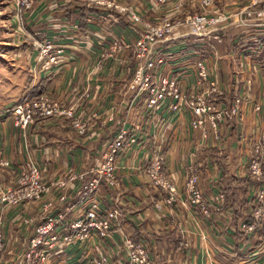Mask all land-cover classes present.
Returning a JSON list of instances; mask_svg holds the SVG:
<instances>
[{
    "label": "crops",
    "instance_id": "crops-1",
    "mask_svg": "<svg viewBox=\"0 0 264 264\" xmlns=\"http://www.w3.org/2000/svg\"><path fill=\"white\" fill-rule=\"evenodd\" d=\"M43 7L44 5L39 3L34 13L36 10L42 11ZM138 8L142 13L146 11L143 3L139 4ZM54 10L55 16L48 19L46 17L49 13L24 15L23 27L31 39L29 42H32L31 46H28L33 52L29 64L32 67L38 53L37 48L35 50L33 47V42L35 40L41 42L50 37H56L59 44L66 45V55L63 57L65 61L58 70L40 72L34 76L28 72V89L25 92L28 97H36L46 92L56 98L63 96L67 100L72 96L71 88L77 97L82 94L88 81L92 91L89 98L82 99L83 106L87 111L112 107L115 111V120L106 128L98 129L97 138L77 137L74 141L62 142L60 147L55 142H52V145L47 144L51 147H43L45 142L40 141L32 144L30 138H38L40 132L45 131L43 128H47L48 132L53 129L54 126L50 125L52 123H46L48 127L41 125L39 129L31 128L30 144L27 142L28 146L24 149L19 132L11 126L10 115L2 109L6 105H0V143L4 155L16 165L18 163L22 165L25 159L32 157L38 164H46L50 173L66 170L80 172L85 169L87 165L85 162L90 166L97 163L100 145L110 141L121 127H127L128 124L136 135L137 144L132 152L124 150L117 158L120 184L118 192L103 188L101 196L105 205L113 203L117 195L121 197L122 217L119 228L133 239H143L148 243L153 264H256L260 256L255 257L254 253L257 246L264 242L263 229L259 227L258 234L249 239L244 246L243 235L238 231V226L249 213L248 196H245L244 190L241 191L243 186L239 185L240 181L248 180L247 172L241 166L245 156L249 154V145L246 141L250 134L264 131L262 130L264 125L252 109L254 102L260 100V77L256 72L253 74L254 78H251V73L246 75L248 81L244 74L238 79L235 70L240 69L238 66L240 63H245L246 67H243L248 68L249 57L257 47L253 43L260 44L258 45L262 47L260 52L264 54V29L243 31L231 29L230 36L235 40L233 42L242 48L235 51L225 50L230 51L227 55L223 52L226 55L223 72L216 69L219 65L214 71L217 75L218 88L223 93L221 96L213 95V98L219 107H226L238 95L242 96L244 99L240 108L242 125L238 123L239 117L230 120L223 128L220 143L214 145L209 137L204 140L198 132L190 129L191 115L188 112L173 116L167 110L149 113L143 104L145 95L127 93V79L123 78L122 74L115 75L105 67L98 77L92 78L87 75V68H90L94 59L98 57L100 50L108 48L107 42L112 36L126 35L128 40L132 38L127 23L116 15L109 19L110 23L102 24L97 18L100 13L98 8L78 3L60 5ZM20 20H23L22 16ZM92 32L99 35L92 37L93 41L96 40L93 47L86 43L89 50L84 49L83 44L77 45V48L70 47L71 36L90 35ZM98 41H101L100 45H97ZM183 41L185 40L170 41L163 46V50L160 47L158 49L159 55L163 56V53L168 51L174 55V60L166 61L164 64L163 75L173 70L187 74L181 81L184 89L189 91L195 83V71L186 68L187 62L184 60L188 58L184 55L188 56L193 52L187 49L174 51L177 47L175 43ZM243 43L250 45H242ZM237 54L238 63H235L233 56ZM45 138L48 143L51 142L48 140L49 137ZM158 150L165 158L164 172L167 176L175 178L179 190L186 177L187 165L195 163L200 171V188L205 199L209 200L216 192L224 191L225 202L218 210L212 212L211 219L204 220L201 217L197 219L201 231L207 236L206 241L200 239L195 227L196 222L191 219L193 216L190 215L188 208H183L177 203L163 208L162 211L154 209L153 204L161 199V194L149 186L144 170L149 158ZM15 214L17 213L10 210L5 211L4 218L8 224L6 236L9 241V253L5 258H10L17 246L15 241L19 235L15 230L17 227ZM181 224L189 231L186 237L179 231ZM184 241L188 242V246L179 249L180 243ZM51 264H84V261L78 255Z\"/></svg>",
    "mask_w": 264,
    "mask_h": 264
},
{
    "label": "built area",
    "instance_id": "built-area-1",
    "mask_svg": "<svg viewBox=\"0 0 264 264\" xmlns=\"http://www.w3.org/2000/svg\"><path fill=\"white\" fill-rule=\"evenodd\" d=\"M12 1L16 6H29L35 0ZM91 1L95 2L97 6L100 5L98 6L100 13L97 18L102 24H105L108 19H112V17L107 19L108 11L112 8L125 11L124 8L107 0ZM155 1L163 4L164 0ZM253 5L259 6V9L247 15L258 22L257 28L264 29V0H254ZM118 13L121 12H116L117 16ZM132 20L130 19L131 24H141L147 29L141 31L140 40L143 39V43H150L143 46L138 44V47H141L140 53L145 54V61L144 64L140 65L137 79L135 78L131 84V88L137 91L138 95L144 93L146 110L149 113L167 110L172 116L188 112L191 115L190 129L198 132L204 140L209 137L214 145H218L221 141L223 128L230 120L238 118L243 97L238 95L226 107L218 106L213 95L221 96L223 92L218 88L216 75L209 68L207 60L196 63L195 83L189 91L184 89L182 78L170 74L163 76L157 74L153 80L152 68L154 65L163 64V56L156 57L155 48L153 52L152 48L154 43H158L159 40L157 39H160L163 33H160L159 30L150 31L151 25L142 22L135 15L132 16ZM195 20L197 31L186 34V36L165 38L163 44H167L171 40L189 37L201 39L207 37L218 40V36H215V30L209 27L210 24L204 23L206 20L204 17H196ZM92 37V34L74 36L71 37V44H91ZM99 39L102 40V38ZM113 42V49L121 48L119 41ZM100 43L101 41L97 42L98 45ZM106 49L100 50L99 58L101 61L105 59ZM37 51L39 55L36 61L41 66L38 73L58 70L65 61L63 57L66 55V45L59 44L56 37L46 38L37 46ZM262 74L260 100L254 102L252 109L254 113L262 114L264 119V73ZM49 107L51 106L47 101L44 102L41 96L36 99L21 101L5 112L10 115L15 126H20L23 129L28 124L33 123L36 116V119L44 116L42 110L47 111ZM69 113L71 115V112ZM51 115H53L52 112H48L47 116ZM250 139L252 140L253 152L245 156V166L248 177L258 182L264 176V132L261 141L258 137ZM246 142L248 143V140ZM106 143L101 153L103 165L94 167L93 172L88 175L83 174L81 181L84 184L75 197L63 196L57 205L48 203L47 211L36 222L24 216H17L16 219H20L15 222L18 223L17 229L31 228L26 233L19 232L18 235H22L21 238H24V243L14 250L10 258H5L7 236L4 229L7 222H5L2 214L6 207H17L23 202L38 199L40 195L49 192L53 182L42 183L39 167L29 162L26 164L25 170L23 167L20 170L21 175L26 176L25 180L22 176V179L19 178L16 181V186L0 191V264H51L57 260H69L71 256L78 255L84 264H153L148 243L143 239H133L119 228L122 215L118 202L113 201V203L105 205L101 198L104 183L111 187L114 186L115 162L125 149L137 144L136 135L130 126L121 127L114 138ZM248 156L249 159L246 160ZM164 162L165 158L158 150L149 158L144 170L149 186L161 194V199L154 204V209L162 211L163 208H168L177 203L183 208H188L190 215L193 216L191 219L196 222L195 227L200 239L206 241L207 236L201 231L200 222L197 219L198 217L204 220L211 219L212 212L218 210L225 202L224 191L216 192L209 200L205 199L199 187L200 171L195 163H190L186 168L187 178L183 184L182 193L177 184L164 172ZM5 167H9V163L0 159V170ZM248 205L251 215L249 214V219L246 217L238 226V231L243 235L244 246L249 240L248 234L252 230L255 231L256 224L264 219V189L262 187L256 193L255 199L249 200ZM179 231L183 237L189 234V231L182 224L179 225ZM92 241L95 243L93 244ZM263 243L257 246L258 248L254 253L255 257H262L264 254ZM187 246V241L181 242L179 249Z\"/></svg>",
    "mask_w": 264,
    "mask_h": 264
},
{
    "label": "rangeland",
    "instance_id": "rangeland-1",
    "mask_svg": "<svg viewBox=\"0 0 264 264\" xmlns=\"http://www.w3.org/2000/svg\"><path fill=\"white\" fill-rule=\"evenodd\" d=\"M110 2L115 3L116 5L122 7L125 9L124 12L120 10H116L112 8V10L108 11V17H114L116 16V12L118 13L117 18H121L125 23L128 24L130 27L128 31L132 33V38L128 40V37L126 35L123 36H112L111 39L107 42L108 48L106 51V56L104 61H101L98 57L94 59L92 62V65H90V68H87V75L89 77H98V75L104 71L105 67H108L109 70L115 74L120 75L122 74L123 78L127 79V85H126V91L127 93H134L135 95H138L137 91H134L131 88V84L134 82L135 78L137 77V72L140 71V65L144 64V56L145 54L140 53V48L138 47V44L143 46L149 42L143 43V39L140 40V35L142 36L141 31L147 30L143 27L141 24L133 25L132 22V16L135 15L138 18L141 19L144 23H149L151 25L150 31L154 32L156 30H159L160 33H163V36L159 40L157 44H153V49L155 48V56H162L159 55V47L161 50H163L164 39L169 37H178V36H186V34H190L191 32L197 31V24H196V17H204L206 20L204 23L210 24L209 27H212L216 35L218 36V40H213L212 38L202 37L203 39L199 37H190L187 39H180L185 40L181 43H175L177 47L174 48V51L177 52L181 49H187L192 50L193 53L184 55L188 59L184 60L186 63V68L191 69L195 71V66L198 61L207 60L209 68L213 71V73L216 75V72H214L216 69L221 72H223L224 66H225V57L227 54H230L229 52H226L225 50L232 49L235 51L237 48H242L235 44L234 39L232 40L231 35V29H237L239 31L243 30H251L256 29L258 22L254 20V18L249 17L247 14L251 13L253 11H256L259 9V6L253 5L254 0H164L163 4L160 2H156L155 0H107ZM5 5H3L4 3ZM41 3L44 5V9L42 11L36 10L34 13V9ZM68 3H78V5H86L88 7H96L100 5H95V2L91 0H35L32 4L29 6L25 5H17L12 0H0V105H6L2 107L5 111L11 109L16 104L20 103L24 100H32L39 97H43L44 102L47 101V103L52 107H49L47 111L42 110L44 112V116L36 117L34 118L33 123L28 124L25 128H20V126H15L14 123L11 121V126L17 130L20 135V139L23 141L24 149L27 147V142H29V131L31 128H38L41 125H45V127H48L46 123H52L50 125L54 126L50 132H48L47 128H43L45 130L44 132H40L38 138L32 137L30 138V141L32 144L35 142H45L43 147H51L47 144L52 145V142H55L56 145L59 147L61 146L62 142L74 141L75 138H86V139H93L97 138L99 135V130L102 128H106L110 124H112L115 120V111L112 107H109L107 109L104 108H97V109H91L87 111L85 106H83L82 99L89 98L91 96L92 88H90V82L87 81L85 83L82 94L79 96H75L74 90L71 88V98L64 99L63 96H59L56 98L55 96L44 93L42 95L36 96V97H28L25 90L28 89L27 87V80L29 73L34 76L39 72V68H41L40 63L38 64V61H35V63L30 67V60L32 59V48H29L31 46L32 42H29L31 40L29 36L27 35L24 27V15L31 16L33 13H49V15L46 17V19L50 18L51 16L54 17L55 10L60 5L68 4ZM145 4L146 11L144 13L141 12V10L138 8L139 4ZM39 14V15H41ZM20 16L23 17V20H20ZM130 17V19H129ZM13 20V23H11ZM133 21V20H132ZM131 22V23H130ZM106 23H110L109 19L106 21ZM206 26V28H209ZM131 29V30H130ZM149 30V29H148ZM133 31V32H132ZM93 36L98 37L97 32L91 33ZM125 34V33H123ZM213 35V34H212ZM211 35V36H212ZM239 35V34H238ZM74 37V36H71ZM70 37V38H71ZM46 39V38H45ZM43 39V41L45 40ZM119 41L121 43V48L116 47L113 49V41ZM128 40V42L126 41ZM187 40V41H186ZM41 42H33V47L36 50L37 46L41 44ZM172 41V40H171ZM170 42V41H169ZM240 42V41H239ZM168 43V42H167ZM150 44V43H149ZM234 44V45H233ZM257 45V47L254 50V53L250 55V62L249 65L247 63L248 68H244L245 63H240L238 66L240 69L235 70V76L240 79L241 75H246L251 73V78L253 77V74L257 72L258 76L260 77V89L262 86V79L264 73V54L263 52H260L262 50L261 46L259 47L257 43H253ZM91 47L95 44V41H91ZM98 45V44H97ZM180 45V46H178ZM242 45H250V43L246 44L243 43ZM29 46V47H28ZM77 48L76 44H72V47ZM79 47V46H78ZM82 47L87 50L88 47L86 44L83 43ZM112 47V48H111ZM259 47V48H258ZM259 50H258V49ZM104 50V49H103ZM177 50V51H176ZM223 52L226 53V55L223 54ZM100 53V52H99ZM263 54V55H262ZM39 52L36 54V60L38 58ZM72 55V54H71ZM192 55V56H190ZM183 56V55H182ZM140 57V58H139ZM233 60L235 63H238V54L237 56H233ZM143 58V59H142ZM142 59V60H141ZM174 60V55L171 53V51H168L166 53H163V64L161 65H154L152 68V76L153 80L156 78L157 74L163 76V66L166 63V61H172ZM183 61V62H184ZM219 68H216L218 67ZM244 66V67H243ZM253 66H257L254 68ZM193 68V69H192ZM216 68V69H215ZM29 72V73H28ZM171 76L184 78L187 76V74H181L180 71H172L169 72ZM166 75V74H165ZM195 76V74H194ZM217 77V75H216ZM137 79V78H136ZM217 79V78H216ZM248 81V79H246ZM154 83V82H152ZM218 83V80H217ZM257 85L256 83L254 84ZM218 86V84H217ZM77 91V90H76ZM138 92L139 88H138ZM26 93V94H25ZM140 95H144V93H140ZM146 98V97H145ZM91 100V98H90ZM244 101V99H243ZM144 108L146 109V103L144 102ZM153 111V110H152ZM48 112H52L53 115L47 116ZM71 112V115L70 113ZM239 113V125H242V122H240ZM256 114V116L259 117L260 122H262V125H264V119L262 117V114ZM245 123V122H244ZM243 123V124H244ZM62 126V127H61ZM129 125L127 124V127ZM42 127V126H41ZM264 130V128L262 129ZM224 129L222 130V132ZM264 132V131H263ZM262 132V133H263ZM255 132L253 135L250 134L248 137V145H249V153L253 152L252 149V140L250 138L252 137H258L259 141H261L262 133ZM223 134V133H222ZM42 135V136H41ZM45 137H49L50 143L47 142V139ZM222 137V135H221ZM246 136H243V138ZM52 139H55V141H52ZM60 141V142H58ZM240 142V141H239ZM30 144V142H29ZM64 144V143H63ZM107 143H104L100 145V148L98 150V161L97 163H94L93 165H89L88 163L85 165V169L78 172L73 170H66V171H59L50 173L49 169L47 168V165H41L36 162L32 157H29L23 161V164L21 165L18 163V165L11 162L9 158H7L2 150L1 143H0V159L7 161L9 163V167L2 168L0 170V191L7 189V188H13L17 180L19 178L25 180L26 176L21 175V169L23 167V170L26 169V164L29 162H32L35 166L39 167L42 183H48L53 182V186L50 188L49 192L40 195L38 199H35L33 201H26L23 202L20 206L17 207H6L5 211L10 210L13 211L15 214V219L17 216H24L25 218L29 220H33V222H36V220L41 217L42 214L45 213L48 209V203H54V205H57L60 202L61 197L66 196L67 198L75 197L84 182H82L83 174L88 175L93 172L95 169L94 167H99L103 165V161L101 158V153L104 147ZM65 145V144H64ZM133 146L131 148L125 149L127 151H133ZM46 150V149H45ZM131 151V152H132ZM46 152V151H45ZM249 159V156L246 158V160ZM118 161V160H117ZM117 161L115 162V184L114 186H108L106 183L103 184V188L105 190L111 191V192H118V188L120 187L119 180H118V165ZM21 165V166H20ZM242 168L246 171L245 161H243V164L241 165ZM22 170V171H23ZM23 173V172H22ZM177 185V181L175 178L171 175H168ZM106 178V176H104ZM187 178V172L186 177ZM147 179V178H146ZM247 181L244 179L240 181L239 185L243 186L241 191H245V196H248V201L255 199L256 193L261 190V187L264 189V176L262 179L258 182L253 181L251 178L248 177L247 174ZM185 180L183 184L185 183ZM26 182V181H25ZM148 182V180H147ZM233 183H236L233 181ZM149 184V183H148ZM183 184L180 187L181 192L183 193ZM200 187V184H199ZM102 188V190H103ZM118 204H121V197L116 196L115 200ZM156 203V202H155ZM154 203V204H155ZM153 204V205H154ZM5 211L2 214L3 218L5 216ZM249 214L247 213V219H249ZM251 215V214H250ZM5 219V218H4ZM16 219L15 222H17ZM245 220V219H244ZM243 221V220H242ZM6 222V221H5ZM16 226H18V223H16ZM259 227L263 229L264 232V219H261V221L256 224V230H252L249 235V239H252L258 234ZM8 228V224L5 225V232ZM16 227V232H22L26 233L28 230H30L31 227L28 229L19 228ZM18 230V231H17ZM264 234V233H263ZM22 235H19L18 239L15 241L16 243V250L20 245L24 243V238H21ZM93 244L95 243L92 241ZM264 246V243H263ZM9 247V241L7 239V245H6V252L7 255L9 253L8 250ZM264 249V248H263ZM13 251V250H12ZM262 261V264H264V254L262 257L259 258L256 264H260Z\"/></svg>",
    "mask_w": 264,
    "mask_h": 264
}]
</instances>
